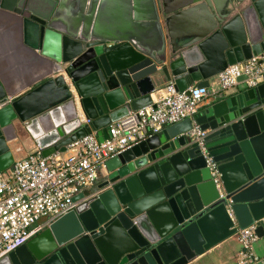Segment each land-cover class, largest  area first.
<instances>
[{"label": "water", "instance_id": "water-1", "mask_svg": "<svg viewBox=\"0 0 264 264\" xmlns=\"http://www.w3.org/2000/svg\"><path fill=\"white\" fill-rule=\"evenodd\" d=\"M21 48L15 84L0 65V171L19 134L44 157L65 154L153 103L156 85L211 89L229 66L264 52V0H0ZM246 77L240 79V83ZM109 159L73 211L0 264H190L255 227L264 264V83L206 106ZM212 159V165L208 163Z\"/></svg>", "mask_w": 264, "mask_h": 264}, {"label": "built area", "instance_id": "built-area-1", "mask_svg": "<svg viewBox=\"0 0 264 264\" xmlns=\"http://www.w3.org/2000/svg\"><path fill=\"white\" fill-rule=\"evenodd\" d=\"M242 77H246L242 84L248 88L264 83V52L221 73L217 77L220 92L234 89ZM210 95L207 88L192 86L180 92L174 83H169L155 91L151 105L112 124L108 139L100 141L93 133L69 145L65 154L47 158L35 150L16 160L9 171H0V260L73 211L74 198L98 181L106 161L167 127L192 121L188 136L205 151L207 132L196 118ZM208 163L212 165L211 158ZM237 236L243 248L237 264H249L258 240L255 227L240 230Z\"/></svg>", "mask_w": 264, "mask_h": 264}, {"label": "crops", "instance_id": "crops-1", "mask_svg": "<svg viewBox=\"0 0 264 264\" xmlns=\"http://www.w3.org/2000/svg\"><path fill=\"white\" fill-rule=\"evenodd\" d=\"M3 18V17H2ZM0 16V65L7 70L10 77L15 81V84L21 83L25 74L29 72L28 68V55L21 49L18 48L16 50L7 49L3 50L2 45L4 46L5 42H10L11 36L13 33H10L9 29H11V23L2 24ZM8 39V41H7ZM9 44V43H8ZM22 80V81H21ZM169 84L167 81H161L156 85V90L161 89L162 87ZM195 86V85H194ZM192 87V86H191ZM244 84H239L234 89L227 91L225 93L220 92V87L218 86L217 78L212 81L211 86V95L208 99L202 103L200 112L204 107L214 103L215 101L220 100L221 96L230 95L232 93H236L240 89L244 88ZM154 98V96H153ZM28 136L25 134H19V141L21 144H18L13 150L19 149L20 151L15 154L16 160L23 159L27 157L30 153L35 150H39V148L35 145L32 140L27 139ZM105 173V170L100 174ZM88 189V188H87ZM86 190V189H85ZM255 244L253 245V251L256 255ZM243 248L239 242L238 236H234L223 243L219 244L211 251L197 257L190 264H237V259L240 256Z\"/></svg>", "mask_w": 264, "mask_h": 264}]
</instances>
